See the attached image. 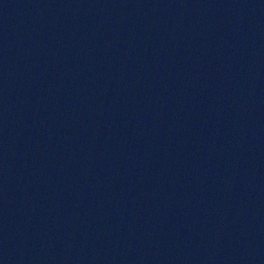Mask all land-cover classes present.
<instances>
[{"label":"water","instance_id":"water-1","mask_svg":"<svg viewBox=\"0 0 264 264\" xmlns=\"http://www.w3.org/2000/svg\"><path fill=\"white\" fill-rule=\"evenodd\" d=\"M0 264H264V0H0Z\"/></svg>","mask_w":264,"mask_h":264}]
</instances>
